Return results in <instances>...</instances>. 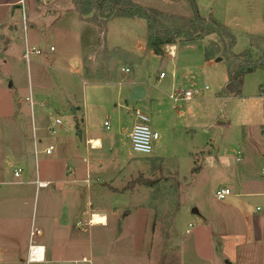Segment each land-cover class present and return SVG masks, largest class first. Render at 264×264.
Listing matches in <instances>:
<instances>
[{"label": "crops", "instance_id": "0c3cea01", "mask_svg": "<svg viewBox=\"0 0 264 264\" xmlns=\"http://www.w3.org/2000/svg\"><path fill=\"white\" fill-rule=\"evenodd\" d=\"M19 1L24 4L22 19L32 20L30 26L25 23L22 32L13 24L14 12L19 10L14 4ZM131 1L154 9L169 20L195 23L193 6L187 4L188 0ZM193 3L203 22L212 19L226 27L215 16L216 10L210 3H199L200 7L196 1ZM220 3L232 4L231 0ZM237 3L242 5L245 0ZM228 11L230 16H239L234 9ZM214 36L218 35L209 33L192 41L167 45L163 55H155L147 47V23L142 17L114 16L102 22L95 13L79 14L74 0H0V91H7L17 108L9 113L0 112V264H111V260L114 264H264V125L255 124L256 117L250 120L262 112L259 103L264 102V78L255 79L252 91L247 92L245 77L254 72L244 75L238 95L224 93L227 78L223 90L208 97L214 101H254L241 111L243 115L239 112L233 124L228 120L222 127L224 132L232 129L228 138L242 146L236 152V161L243 162L242 169L255 161L263 166L260 171H238L225 167L229 162L218 159L222 155L216 156L211 164L224 166L229 172L226 182L217 188L227 187L230 193L221 199L227 202L210 214L190 205V214L201 220V225L192 231L193 219L183 226L184 232L174 226V216L185 205L175 211L167 227L161 228L159 220L151 224L149 231L148 216L154 204L147 203L153 201L141 197L138 183L130 188L124 184L138 178L145 166L136 161L134 167L126 158L124 166H119L114 134L103 135L95 127L97 113L113 104L117 134L129 138L137 109L147 115L150 127L159 134L150 153L155 147L158 153H163L161 146L166 143L167 148L173 141L170 129L179 125L182 116L174 111L177 104L196 99L188 84L199 76H209L208 69L215 63L228 60L218 53L204 58L207 39ZM234 37L232 53L252 49L254 57L259 55L258 49L250 44L252 39L264 40V36L244 38L240 50L236 49L239 39ZM169 46H173V52L168 51ZM32 49L39 53H29L26 60L24 52ZM23 59L29 79L28 93L24 96L15 90L17 76L11 78L12 74L17 75L15 69ZM146 59L156 61L158 74L167 67L170 72L165 69L163 78L156 75L153 82L145 83L142 70ZM257 70L264 73V66ZM136 85L144 88V97L129 103V94ZM180 90H190L194 95L190 100L170 97ZM1 100L0 106L5 105ZM192 107L188 111L190 125L183 120L184 125L179 126L185 133L197 122ZM28 108L31 121L26 115ZM50 108L59 113L49 117L46 131L52 138L43 147L44 112ZM246 111L249 118L245 124ZM60 112L69 114L61 116ZM55 119L60 122L50 131ZM110 124L103 121L106 129ZM160 134L165 139L161 143ZM92 140L100 141L99 146H94ZM49 146L52 150L45 154L43 150ZM217 147L216 155L220 149ZM108 163L111 166L107 168ZM16 169H20L18 176L14 174ZM204 170L202 164L198 171L190 173L195 179ZM188 185L183 196L188 194ZM133 196L136 201L132 206ZM140 212L146 214L143 217L147 233L143 237L146 249L139 254L134 248L138 233L131 226V219ZM95 216H100V223H93ZM112 230L117 245L115 255L100 248L95 255L94 245L104 246ZM35 231L37 235L32 236ZM30 244L42 247L39 258L30 254Z\"/></svg>", "mask_w": 264, "mask_h": 264}, {"label": "rangeland", "instance_id": "374dc122", "mask_svg": "<svg viewBox=\"0 0 264 264\" xmlns=\"http://www.w3.org/2000/svg\"><path fill=\"white\" fill-rule=\"evenodd\" d=\"M191 1H196V3H198V7H200L199 3L208 4L210 3V1H212L210 3V6L211 8L216 10L215 16L219 18L221 23L226 25L227 29L233 35H235L236 38L239 39L236 46L237 50H240L243 47L245 42L243 41L244 38L246 39V37L248 36H264V0H245V3L242 5L238 4L237 0H231L232 4L229 5L228 3H220L221 1L226 2L227 0H188L187 4L191 3ZM17 5L19 7V10L14 12L16 14L17 19L16 17L14 18L16 21H13V24H16L21 29L20 32H22V28L24 26V24L22 23V9L24 4L19 1L14 4V8H18ZM189 9L191 11V8ZM230 9H234L239 16H230V11H228V13L226 12V10ZM158 20L160 23L159 30L161 31H171L177 28L187 27L190 28V30L204 33L207 26L211 25L209 21L195 22L194 24H189V22L187 23L186 20L185 22L179 21L177 19L169 20L159 15ZM31 21L32 20L28 17L25 23L30 26ZM253 40L254 44L259 45L263 48L264 43L262 40ZM181 41H183L181 38H177L175 40V43ZM226 41H228V38L226 39ZM223 43V38L220 36V34L217 37L214 36L209 37V39H207V46L210 50H217L218 55L222 57L224 56L230 61V58L223 52ZM228 60L219 61L217 63H215L214 61L213 63L215 64L212 66V69L211 67L210 69H208L209 76H199L193 81L191 85L188 84L190 90L194 94H196V99H194V101L188 104H185L183 102L177 104V108L174 111L179 112L182 115L178 121L179 125H172L173 127L170 129V137L173 141H171L172 143L170 142V145H168L167 148L166 143L161 146V148L164 147V150L163 153L159 152L161 153V155L159 156L156 147L155 150L152 151V153L147 155L134 152L131 149L129 138L127 136L121 137L117 134L118 132L116 130L115 124L116 115L115 110L112 108L113 104H107L105 108L101 110V112L97 113L96 120L98 122V126L95 127H97V130H99L98 132L103 135L111 133L114 134V145L116 146V152L119 156L117 162L118 165L121 166L124 162V159L126 158L128 160H131V164L134 167L136 161L138 163H141V166H145V168H142V171L139 173L138 178L125 182L124 184H126V188H130L135 183H138L139 193L140 195H142L141 197H147L148 200L153 201V203H147L148 205L154 204L153 212L149 213V216L147 215L150 218L148 220L149 231L151 224L157 223V221L159 220H161L162 222L161 228L167 227L170 223H172V215L175 213L176 210L182 208L183 205H185L184 209H181L179 213L174 216L175 228L178 229V231L179 229H183L184 232L183 226H185L189 220L193 219V226L190 227V229L191 231L196 229L198 226L201 225V220H199L198 217L195 218L193 215L190 214V205L210 214L213 209L219 208L227 202L226 199L218 200L214 196V192L215 189H217V186L222 185L226 182L225 177H227V174H229V172L225 167H231L233 169L238 168V171L244 170L245 172H248L250 169L260 171V168L263 166L261 162L255 161L252 165H247L246 168L242 169L243 162L236 161V158H238L236 152L239 147L242 146L238 144L240 142H237V140L228 138L227 133L232 129L226 130L224 132V127H222L225 126L228 120L231 121L230 123L233 124L232 121H236L239 112L243 111L244 109H248V106L253 104L254 101L248 102L245 100L242 102H231L223 100L214 101L208 99L210 95H214L215 92L223 90V83L225 82V79L227 80L228 78L230 67H232L233 69L236 66L235 61L232 62L233 60L230 61V66ZM21 63V66H17L15 69L17 75L12 74L11 78L13 79V76H17L15 80L13 79L15 84V90H17L20 95L24 96L28 93L29 79L27 73V63L24 59ZM143 63L144 67L142 70V77L145 79V83L148 80L151 83L155 80V76L158 75V70H156V61L151 62L149 61V59H146ZM165 69L170 72L168 67ZM165 69L163 70L164 72ZM255 70L253 71L254 73L251 72L253 74H249L245 77L247 78L245 79V91L247 92L252 91L253 85L255 84V79L264 78L263 71L257 70L255 72ZM34 80L33 82L35 84L36 82ZM205 85L208 86V89H205ZM224 93H226L225 88ZM0 99H2L3 103L5 104L0 106V112L9 113L12 110L17 111V108H15L16 104L11 101L10 94L7 91H0ZM137 104L138 103H134L133 105L136 106ZM189 106H193L191 108V112L193 113V115H197V117L195 118L197 122L195 124L192 123L193 126L191 125V127L193 129H188V131L185 133L179 128V126L184 125L183 120L185 124L190 125V121H188ZM35 107L37 108V106ZM167 108L169 107L167 106ZM259 109H261L262 112H258L257 115L254 114L250 120H253L256 117L255 124L264 125L263 101L262 103H259ZM21 111L24 112L23 107ZM26 111L28 112L26 113V115H28V121H31L29 108ZM57 113H59V111L55 110L54 108H50V110L44 112L45 118L43 120V125L45 131V139L42 140L43 147L47 143H50L52 138V136L50 135L51 133L46 131L47 125L49 124V117H54ZM242 113L243 112H241V115L244 114ZM246 113L247 114L245 115V124L247 123V118H249L248 111H246ZM60 114L61 116L64 114L68 115L69 112H66L64 114L60 112ZM166 116L168 117V114ZM23 118L24 119H22V121L25 122L26 118ZM105 120L111 123L108 129L103 127V121ZM162 123L164 122L162 121ZM211 123L212 125L208 126ZM251 124L254 125V123ZM236 129L237 128H234V130ZM56 130H58V128ZM236 133L240 137H243L241 131L236 130ZM243 133H245V130H243ZM162 140L165 139L162 137V134H160L159 143H161ZM155 142H153V146ZM217 146L220 147L218 155H216V151L218 152ZM219 155H222V157H219L218 159L227 160L229 162L228 165L224 167L216 163L211 164L213 162L212 160H215L216 156ZM223 162L227 163L225 161ZM245 163H249V160H246ZM202 164H204L205 167L204 172L201 176L194 179L190 173V170L192 171V169L195 167L200 168V165ZM110 166L111 164L108 163L107 168ZM232 172L233 170H231V174ZM144 174H146V178L143 177ZM186 185H188V194L187 196H183L184 187ZM135 201L136 197L133 196L132 206L135 204ZM125 203L126 202L123 203V206L125 205ZM204 212L201 213L203 214ZM143 215L146 214L144 212H140V214L134 213L131 219V226H133V228H135V231H137L138 233L137 241L135 242L134 248H137L139 254L144 253V250L146 249V238L143 237H145V234L147 232H145L146 225ZM103 218L105 219V216L102 217V219ZM36 234L37 231H35V235ZM114 238L115 231L112 230V232L107 235V239H105L104 246L100 243H98L97 246L96 244L94 245L95 255H98L97 253H99V250L97 249L100 248L109 250V254L111 256H114L115 249L117 248V245L114 243ZM113 261L114 260H111V264L115 263Z\"/></svg>", "mask_w": 264, "mask_h": 264}, {"label": "trees", "instance_id": "16d2710c", "mask_svg": "<svg viewBox=\"0 0 264 264\" xmlns=\"http://www.w3.org/2000/svg\"><path fill=\"white\" fill-rule=\"evenodd\" d=\"M194 22H202L204 19L199 15L193 2ZM76 11L81 15L95 13L102 21L108 20L114 16L142 17L147 23V47L155 55L164 54V46L175 43L177 38L183 41H192L200 38L202 35L217 33L223 38V52L235 61L236 66L229 70L228 81L225 85V92L238 95L241 92L242 80L245 74L253 72L256 68L264 66V48L254 44L252 39L250 46L257 48L259 55L254 57L252 49H245L238 54L231 52L230 48L235 42L234 35L216 20H210L205 32L190 30L187 27L177 28L171 31L159 30L158 11L147 9L131 0H74ZM192 23V22H191ZM189 27V26H188ZM228 38V41L226 39ZM264 42V40H262ZM217 54V50H210L208 46L204 48V58L209 59ZM199 167L192 169V172L198 171Z\"/></svg>", "mask_w": 264, "mask_h": 264}, {"label": "built area", "instance_id": "2783aa9c", "mask_svg": "<svg viewBox=\"0 0 264 264\" xmlns=\"http://www.w3.org/2000/svg\"><path fill=\"white\" fill-rule=\"evenodd\" d=\"M23 24L25 25V17H23ZM54 47H50V50H53ZM29 53H39V50H26L23 54V57L28 60ZM169 53V52H167ZM170 56H172V53H169ZM165 75L164 71H160L158 76L159 78H163ZM171 98L174 99H181V100H190L193 97V94L190 90H180L176 93L175 96L173 94L170 95ZM136 122L133 125L130 133H129V139L131 148L134 152L139 154H149L152 150L153 142L158 139V132L154 129H152L149 125L148 117L146 114L139 110L134 111ZM59 119H55L54 122L49 126V130L52 131L55 124L59 123ZM107 126V125H106ZM52 150V147L49 146L45 148L43 151L45 154H49ZM34 156H36V151L33 152ZM20 173V169H16L14 171V174L18 176ZM230 189L227 187H219L215 190L214 196L221 200L224 199L227 195H229ZM38 233V232H37ZM32 236H35V232L31 233ZM37 235V234H36ZM30 254L34 256L35 259L39 258L37 257L40 252H42V247L38 246L36 244H30L29 245Z\"/></svg>", "mask_w": 264, "mask_h": 264}, {"label": "water", "instance_id": "95a60500", "mask_svg": "<svg viewBox=\"0 0 264 264\" xmlns=\"http://www.w3.org/2000/svg\"><path fill=\"white\" fill-rule=\"evenodd\" d=\"M143 97H144V88L141 85H136L129 94L128 102L131 103L135 100L142 99Z\"/></svg>", "mask_w": 264, "mask_h": 264}, {"label": "bare ground", "instance_id": "6f19581e", "mask_svg": "<svg viewBox=\"0 0 264 264\" xmlns=\"http://www.w3.org/2000/svg\"><path fill=\"white\" fill-rule=\"evenodd\" d=\"M168 51H169V52H173V51H174L173 46H169V47H168ZM91 143H92L94 146H99L100 141H98V140H92ZM100 222H101V218H100V216H95V217L93 218V223H94V224H95V223L97 224V223H100Z\"/></svg>", "mask_w": 264, "mask_h": 264}]
</instances>
